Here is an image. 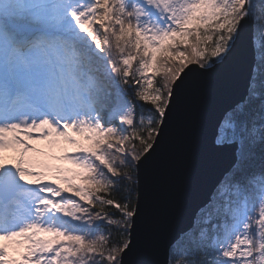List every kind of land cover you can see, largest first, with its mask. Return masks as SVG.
Masks as SVG:
<instances>
[{
    "label": "snow or ice",
    "instance_id": "1",
    "mask_svg": "<svg viewBox=\"0 0 264 264\" xmlns=\"http://www.w3.org/2000/svg\"><path fill=\"white\" fill-rule=\"evenodd\" d=\"M249 26L229 165L165 264H264V0H0V264H128L138 170Z\"/></svg>",
    "mask_w": 264,
    "mask_h": 264
},
{
    "label": "water",
    "instance_id": "2",
    "mask_svg": "<svg viewBox=\"0 0 264 264\" xmlns=\"http://www.w3.org/2000/svg\"><path fill=\"white\" fill-rule=\"evenodd\" d=\"M250 31L249 26L225 65L190 76L159 147L138 170L141 214L128 264H165L170 242L179 238L228 167L230 157L214 147L212 134L244 93L254 62Z\"/></svg>",
    "mask_w": 264,
    "mask_h": 264
},
{
    "label": "rangeland",
    "instance_id": "3",
    "mask_svg": "<svg viewBox=\"0 0 264 264\" xmlns=\"http://www.w3.org/2000/svg\"><path fill=\"white\" fill-rule=\"evenodd\" d=\"M40 146H42V145H40ZM68 151H69V152H73V151H75V149H73V148H71V147H68ZM56 154H57V155H61V154H62V151H61V150H57ZM60 163H64V162H60ZM63 166H64V167H69V164L67 165V163L65 162V163L63 164ZM70 166L73 167L72 165H70ZM71 167H69V168H71Z\"/></svg>",
    "mask_w": 264,
    "mask_h": 264
},
{
    "label": "trees",
    "instance_id": "4",
    "mask_svg": "<svg viewBox=\"0 0 264 264\" xmlns=\"http://www.w3.org/2000/svg\"><path fill=\"white\" fill-rule=\"evenodd\" d=\"M129 95L131 96V91L129 92ZM69 167H71V166L69 165ZM69 167H67V168H69ZM116 198H119V197L117 196ZM113 235H115V234H113Z\"/></svg>",
    "mask_w": 264,
    "mask_h": 264
}]
</instances>
